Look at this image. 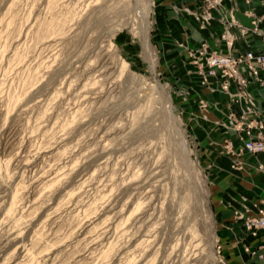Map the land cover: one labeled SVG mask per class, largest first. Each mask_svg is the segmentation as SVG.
I'll return each mask as SVG.
<instances>
[{"label": "rangeland", "instance_id": "obj_1", "mask_svg": "<svg viewBox=\"0 0 264 264\" xmlns=\"http://www.w3.org/2000/svg\"><path fill=\"white\" fill-rule=\"evenodd\" d=\"M154 11L0 0V264H247L224 255L238 217L190 130L186 75L161 67Z\"/></svg>", "mask_w": 264, "mask_h": 264}, {"label": "crops", "instance_id": "obj_2", "mask_svg": "<svg viewBox=\"0 0 264 264\" xmlns=\"http://www.w3.org/2000/svg\"><path fill=\"white\" fill-rule=\"evenodd\" d=\"M154 22L153 40L163 57L161 67L173 72L181 70L182 73L176 74L178 78L186 75L183 79H187L192 94L189 99L192 105L190 130L197 134L198 151L212 168L208 174L210 180L218 184L219 197L226 201L225 206L234 208L239 220L228 218L227 225H222L224 255L247 264H263L264 258L259 260L248 250L264 245V233L248 234L239 214L254 215V204L264 198V152L243 154L240 158L242 168L237 169L234 164L238 162L233 156L218 151L226 141L237 147L239 136L247 138L245 131L250 132V137L256 136L259 131L257 121L264 128V84L258 81V78L264 80V73L248 78L245 91L251 97L250 105L235 82L222 90L218 85L222 79L216 83L210 78L212 84L207 87L202 84V76L192 56L190 62L179 60V56L201 45L215 53L236 54L247 49L263 53L264 0H155ZM200 101L206 104L203 110L198 109ZM245 110L248 112L245 126L257 128L246 127L239 133L227 126L229 115L237 117ZM262 252L264 254V249Z\"/></svg>", "mask_w": 264, "mask_h": 264}, {"label": "built area", "instance_id": "obj_3", "mask_svg": "<svg viewBox=\"0 0 264 264\" xmlns=\"http://www.w3.org/2000/svg\"><path fill=\"white\" fill-rule=\"evenodd\" d=\"M209 4V3H208ZM190 56H192L197 70L202 76V84L210 87L212 83L209 82L210 78H213L216 83L220 79L222 81L218 83L222 90H227L230 82H235L236 85L241 87V92L245 95L247 103L252 104L251 97L246 94V86L248 84V78H256L259 73H264V52L256 53L251 49H247L236 54L231 53H215L208 52L205 45H201L198 49L190 50ZM261 85L264 84L262 78H258ZM203 107L205 104L203 103ZM247 111H243L239 116L229 115L227 118V126L234 131H245ZM256 126H249L247 128H257L259 131L256 136L250 137V132L245 131L247 138L239 136L240 144L234 147L230 141H226L223 145V149L233 156L234 160L238 163L236 165L242 168V162L240 158L243 154L257 155L264 152V128L263 124L257 121ZM256 213L252 216H247L243 220L244 230L252 235L257 236L259 232L264 233V198L260 199L254 204ZM248 209H246L247 211ZM257 248V249H256ZM256 248L249 249V254L263 257L262 249L264 245L257 246Z\"/></svg>", "mask_w": 264, "mask_h": 264}]
</instances>
